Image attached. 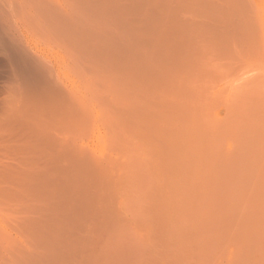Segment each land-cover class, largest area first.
Masks as SVG:
<instances>
[{"label":"rangeland","instance_id":"rangeland-1","mask_svg":"<svg viewBox=\"0 0 264 264\" xmlns=\"http://www.w3.org/2000/svg\"><path fill=\"white\" fill-rule=\"evenodd\" d=\"M0 264H264V0H0Z\"/></svg>","mask_w":264,"mask_h":264},{"label":"bare ground","instance_id":"bare-ground-1","mask_svg":"<svg viewBox=\"0 0 264 264\" xmlns=\"http://www.w3.org/2000/svg\"><path fill=\"white\" fill-rule=\"evenodd\" d=\"M49 126V125H48Z\"/></svg>","mask_w":264,"mask_h":264}]
</instances>
